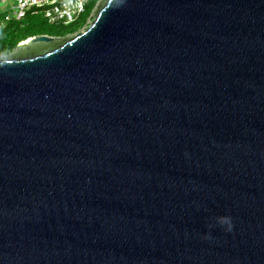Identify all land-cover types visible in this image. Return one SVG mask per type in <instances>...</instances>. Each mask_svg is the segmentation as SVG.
I'll use <instances>...</instances> for the list:
<instances>
[{"label":"water","instance_id":"1","mask_svg":"<svg viewBox=\"0 0 264 264\" xmlns=\"http://www.w3.org/2000/svg\"><path fill=\"white\" fill-rule=\"evenodd\" d=\"M17 48L0 264H264V0H101Z\"/></svg>","mask_w":264,"mask_h":264},{"label":"trees","instance_id":"2","mask_svg":"<svg viewBox=\"0 0 264 264\" xmlns=\"http://www.w3.org/2000/svg\"><path fill=\"white\" fill-rule=\"evenodd\" d=\"M99 1L90 0L85 13L76 22L69 25H52L43 15L32 13L22 20L10 21L9 24L0 27V55L12 52L21 41L30 37L49 35L64 38L79 32L87 26Z\"/></svg>","mask_w":264,"mask_h":264},{"label":"built area","instance_id":"3","mask_svg":"<svg viewBox=\"0 0 264 264\" xmlns=\"http://www.w3.org/2000/svg\"><path fill=\"white\" fill-rule=\"evenodd\" d=\"M89 2L90 0H0V4H3L0 5V17H3L4 22H10L22 20L32 13L43 15L55 25H69L85 13ZM96 9L94 8L93 13ZM93 13L88 23L92 20Z\"/></svg>","mask_w":264,"mask_h":264},{"label":"clouds","instance_id":"4","mask_svg":"<svg viewBox=\"0 0 264 264\" xmlns=\"http://www.w3.org/2000/svg\"><path fill=\"white\" fill-rule=\"evenodd\" d=\"M216 222L225 229V231H230L233 227L231 217L229 216H220L216 218ZM209 227H212V225H209ZM206 238H210L209 236H206Z\"/></svg>","mask_w":264,"mask_h":264},{"label":"rangeland","instance_id":"5","mask_svg":"<svg viewBox=\"0 0 264 264\" xmlns=\"http://www.w3.org/2000/svg\"><path fill=\"white\" fill-rule=\"evenodd\" d=\"M100 1H101V0H100ZM100 1H99L98 4L96 5L95 9H96V8L98 7V5L100 4ZM0 5L3 6V4H0ZM93 14L95 15V12H94ZM92 20H93V18H92ZM92 20H91V21H92ZM48 22H49V21H48ZM7 23L9 24V22H4V21H3V17H0V24H2V26L7 25ZM49 23H50V22H49ZM50 24H52V23H50ZM89 24H90V22L87 24V26H88ZM52 25H55V24H52ZM87 26L83 27L79 32L83 31ZM79 32H77V33H79ZM77 33H75V34H71V35L66 36V37H64V38L74 36V35H76ZM8 55H10V54L0 55V57H6V56H8Z\"/></svg>","mask_w":264,"mask_h":264},{"label":"flooded vegetation","instance_id":"6","mask_svg":"<svg viewBox=\"0 0 264 264\" xmlns=\"http://www.w3.org/2000/svg\"><path fill=\"white\" fill-rule=\"evenodd\" d=\"M34 37H36V36H34ZM34 37H30V38H34ZM30 38H28V39H26V40H24V41H21L19 44H22V43H26ZM18 44V45H19ZM39 43H36L35 45H38ZM18 45L16 46V48L12 51V52H10V53H8V54H12V53H14L15 51H17V47H18ZM31 46H33V45H31ZM26 49V48H25ZM29 50V49H28Z\"/></svg>","mask_w":264,"mask_h":264}]
</instances>
